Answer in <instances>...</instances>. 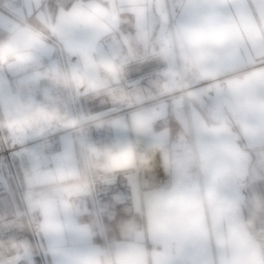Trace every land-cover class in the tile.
<instances>
[{"label": "clouds", "instance_id": "obj_1", "mask_svg": "<svg viewBox=\"0 0 264 264\" xmlns=\"http://www.w3.org/2000/svg\"><path fill=\"white\" fill-rule=\"evenodd\" d=\"M0 264H264V0H0Z\"/></svg>", "mask_w": 264, "mask_h": 264}]
</instances>
